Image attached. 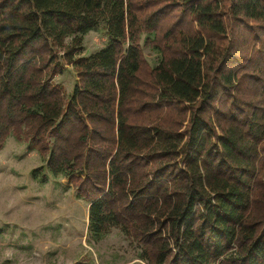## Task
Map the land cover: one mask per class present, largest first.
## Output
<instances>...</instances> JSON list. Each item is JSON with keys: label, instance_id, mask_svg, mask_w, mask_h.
Wrapping results in <instances>:
<instances>
[{"label": "trees", "instance_id": "16d2710c", "mask_svg": "<svg viewBox=\"0 0 264 264\" xmlns=\"http://www.w3.org/2000/svg\"><path fill=\"white\" fill-rule=\"evenodd\" d=\"M8 137L88 202L91 244L118 228L144 264H264V0H0Z\"/></svg>", "mask_w": 264, "mask_h": 264}, {"label": "rangeland", "instance_id": "374dc122", "mask_svg": "<svg viewBox=\"0 0 264 264\" xmlns=\"http://www.w3.org/2000/svg\"><path fill=\"white\" fill-rule=\"evenodd\" d=\"M106 43L103 28L90 31L82 55ZM143 52L155 66L157 56L147 48ZM75 80L73 69L65 66L53 82L69 93ZM33 169L40 170L37 178ZM87 224L88 202L75 197L65 178L45 170L35 148L8 137L0 149V264H144L138 259L140 246L118 228L91 244Z\"/></svg>", "mask_w": 264, "mask_h": 264}]
</instances>
